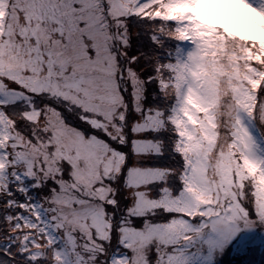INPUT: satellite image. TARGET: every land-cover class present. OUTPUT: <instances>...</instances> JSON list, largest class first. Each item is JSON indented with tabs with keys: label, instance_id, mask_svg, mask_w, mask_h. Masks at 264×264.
Instances as JSON below:
<instances>
[{
	"label": "snow or ice",
	"instance_id": "obj_1",
	"mask_svg": "<svg viewBox=\"0 0 264 264\" xmlns=\"http://www.w3.org/2000/svg\"><path fill=\"white\" fill-rule=\"evenodd\" d=\"M0 264H264V0H0Z\"/></svg>",
	"mask_w": 264,
	"mask_h": 264
}]
</instances>
